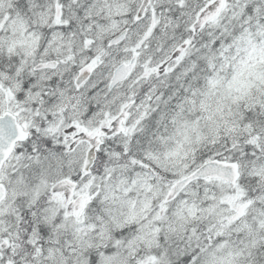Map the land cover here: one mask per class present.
<instances>
[{
  "label": "snow or ice",
  "instance_id": "snow-or-ice-1",
  "mask_svg": "<svg viewBox=\"0 0 264 264\" xmlns=\"http://www.w3.org/2000/svg\"><path fill=\"white\" fill-rule=\"evenodd\" d=\"M0 264H264V0H0Z\"/></svg>",
  "mask_w": 264,
  "mask_h": 264
}]
</instances>
